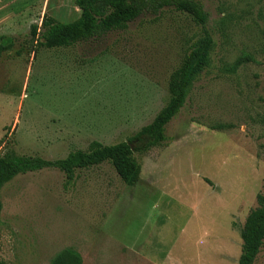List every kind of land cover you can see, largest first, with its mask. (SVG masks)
I'll list each match as a JSON object with an SVG mask.
<instances>
[{"label": "rangeland", "instance_id": "374dc122", "mask_svg": "<svg viewBox=\"0 0 264 264\" xmlns=\"http://www.w3.org/2000/svg\"><path fill=\"white\" fill-rule=\"evenodd\" d=\"M195 1L212 64L167 140L135 151L139 182L126 185L110 163L72 182L57 169L17 176L0 192L2 264H52L64 251L83 264H239L264 193V0ZM80 15L75 0H0V47L11 45L0 54V157L54 161L128 142L169 102L172 74L203 37L191 16L166 9L89 42L41 45L45 18Z\"/></svg>", "mask_w": 264, "mask_h": 264}, {"label": "trees", "instance_id": "16d2710c", "mask_svg": "<svg viewBox=\"0 0 264 264\" xmlns=\"http://www.w3.org/2000/svg\"><path fill=\"white\" fill-rule=\"evenodd\" d=\"M81 11L79 19L61 23L53 18L43 21L42 39L46 48L71 47L101 38L115 31H124L130 24L144 16H159L166 9L186 13L201 27L203 37L184 59L169 81L170 100L155 117L128 142L105 146L97 141L87 151L71 152L65 159L46 160L41 157L21 156L9 151L0 157V192L21 174L57 169L69 182L74 181L77 170H85L110 163L121 180L128 186L136 185L141 176V166L134 157L135 151L145 152L167 140L166 128L184 107L189 91L212 64L215 47L208 28V14L195 0H75ZM38 26L32 27L33 40ZM11 45L0 47V54ZM140 145L139 147H134ZM3 204L0 199V228ZM242 252L239 264H254L264 246V193L257 196V207L249 213L241 232ZM0 264H2L0 262ZM52 264H83L75 252L64 251Z\"/></svg>", "mask_w": 264, "mask_h": 264}, {"label": "crops", "instance_id": "0c3cea01", "mask_svg": "<svg viewBox=\"0 0 264 264\" xmlns=\"http://www.w3.org/2000/svg\"><path fill=\"white\" fill-rule=\"evenodd\" d=\"M146 254V253H145ZM147 255V254H146Z\"/></svg>", "mask_w": 264, "mask_h": 264}]
</instances>
